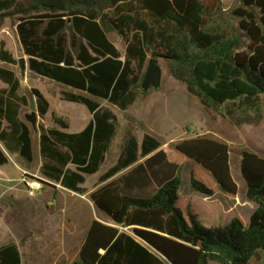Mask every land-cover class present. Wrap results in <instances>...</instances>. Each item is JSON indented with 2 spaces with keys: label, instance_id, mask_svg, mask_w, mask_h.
I'll return each mask as SVG.
<instances>
[{
  "label": "trees",
  "instance_id": "obj_1",
  "mask_svg": "<svg viewBox=\"0 0 264 264\" xmlns=\"http://www.w3.org/2000/svg\"><path fill=\"white\" fill-rule=\"evenodd\" d=\"M0 0V19L15 18L30 72L64 87V102L92 116L81 132L52 115L56 127H39L40 173L84 195L87 177L104 167L118 117L101 102L127 111L140 94L149 54L163 58L168 74L206 110L242 124L264 110V0ZM126 42L123 54L109 39ZM0 61L16 65L5 45ZM0 168L17 156L34 162L33 137L21 118L28 106L16 74L0 68ZM140 91V92H139ZM146 94V93H144ZM44 119L50 103L32 91ZM239 115L246 120L235 119ZM258 123L260 120L257 121ZM144 160V161H142ZM189 168L192 192L236 200L230 146L208 136L166 147L150 134L141 143L128 132L116 163L100 178L109 183L90 196L111 225L93 220L73 264H252L264 255V156L240 150L246 197L256 204L248 225L238 217L205 228L193 201L181 194ZM145 194V195H143ZM0 264H23L16 243L0 246Z\"/></svg>",
  "mask_w": 264,
  "mask_h": 264
},
{
  "label": "rangeland",
  "instance_id": "obj_2",
  "mask_svg": "<svg viewBox=\"0 0 264 264\" xmlns=\"http://www.w3.org/2000/svg\"><path fill=\"white\" fill-rule=\"evenodd\" d=\"M221 2L226 10H231L240 3L239 0H221ZM16 24L15 18L0 19V49L4 44L5 49L10 51L17 61L16 65L0 61V68L10 69L16 74L21 82L19 93L28 99V106L22 109L21 118L29 125L32 132L34 162L27 164L14 156L9 157L8 165L0 168L2 171H0V246L16 243L23 258V264H73L77 260L78 250L86 230L79 219L74 220L78 214L77 211L89 205L92 217L94 216L95 208L90 195L101 186L100 176L116 163L128 132L141 137L147 130L152 129L154 133L162 137L163 143L172 146L184 139L185 133L195 135L205 129L211 130L210 118L222 116L204 110L191 95L187 94L186 97L185 87L168 74L166 61L158 58L163 69L160 90L140 94L136 102L125 112L106 102H101L117 115L118 129L105 166L100 174L89 177L85 184L88 191L86 200L73 193L54 190L50 185L42 184L41 181L45 179L40 173L42 165L39 150L40 125L48 128L56 127L52 120V115L56 114L71 123V129H68V132L77 133L85 129L92 116L85 106L61 101L60 93L65 90L64 86L35 75L28 67L26 71H22L19 60L26 58L27 61V57L19 42ZM2 27L4 31H1ZM108 36L124 54L125 40L116 32H110ZM152 58L154 57L149 54L148 64ZM3 87L5 85L0 81V89ZM34 89L39 90L50 103V111L44 119H41L38 114L36 128L26 120L27 114L37 112L36 100L32 95ZM140 91L142 92L141 87ZM235 119L246 120V116L238 114ZM250 119H252L251 122H242L249 128L245 132V137L241 138V144L237 143L234 150L238 149L239 152L241 149L255 150L264 156V110L261 117L253 115ZM226 120L224 118V121ZM258 120H260L259 123ZM234 172L236 173V170ZM180 175L183 181L181 194L186 197L191 193L189 197H192L205 228L226 226L231 221L232 214L235 217L240 215L247 220L248 209L253 210L255 207V204L247 199L246 194L240 191L234 213L225 212L222 215L211 216V211L215 213L221 210L220 201H213L191 192L189 168H185ZM97 216L105 220L103 215L97 213ZM252 264H264V255L262 254L259 260H253Z\"/></svg>",
  "mask_w": 264,
  "mask_h": 264
},
{
  "label": "crops",
  "instance_id": "obj_3",
  "mask_svg": "<svg viewBox=\"0 0 264 264\" xmlns=\"http://www.w3.org/2000/svg\"><path fill=\"white\" fill-rule=\"evenodd\" d=\"M1 31H4V28L2 27L1 28ZM7 50V49H6ZM10 52V51H9ZM11 53V52H10ZM15 58V57H14ZM26 59V58H25ZM2 62V61H1ZM5 63V62H3ZM11 65V64H10ZM3 69H6V68H3ZM10 70V69H8ZM12 71V70H11ZM1 81V80H0ZM20 81V80H19ZM2 82V81H1ZM21 83V82H20ZM3 85H5V87L1 88V89H4V88H7V85L4 84L2 82ZM0 89V90H1ZM65 90L66 91H73V92H76L75 90L71 89V88H67L65 87ZM186 90V89H185ZM20 91V90H19ZM20 94V93H19ZM187 91H184V95L187 97ZM21 95V94H20ZM190 95V94H189ZM23 96V95H21ZM192 96V95H191ZM193 97V96H192ZM195 98V97H194ZM61 99V98H60ZM197 100V99H196ZM62 101V100H61ZM64 102V101H63ZM70 103V102H69ZM75 104V103H73ZM80 105V104H78ZM83 106V105H82ZM201 106V105H200ZM202 107V106H201ZM24 108V107H23ZM22 108V109H23ZM203 108V107H202ZM204 109V108H203ZM75 110V109H74ZM205 110V109H204ZM22 111V110H21ZM77 111V110H75ZM38 113V112H37ZM209 125H211V130H203V131H199L200 133H197L195 135H190V134H186L185 133V138L186 139L187 137L188 138H192V137H197V136H208V137H211L215 140H219V141H225L229 144L230 146V164H231V171H232V176L236 182V184L238 185V195H237V198L236 200H229L225 197L224 193L220 192L219 194H217L215 197L213 198H208V199H211L213 201H220V208L221 210H217L215 213L213 211H211V216H215L216 214H219V215H222V214H225V212H230V213H234L235 211V207H236V204H237V200L239 198V192L242 191L243 193L246 194V185H245V181L242 177V173H241V169H240V165H239V160H240V152L238 149L234 150V147L235 145L238 143V144H241V138H244L245 137V132L246 130H248L247 128H249V126L247 124H236L235 122H231L229 120H226L224 121V118L223 117H211L210 120H209ZM89 122H90V119H89ZM69 123V122H68ZM88 125V124H87ZM69 126H71V123H69ZM69 129H71L69 127ZM81 132V131H80ZM78 133V132H77ZM145 134H150L151 136L155 137L157 140H159L164 147L168 146V144H165L161 141V138L160 135L156 134V132L154 133V131L151 129V130H147V132H145ZM144 134V135H145ZM135 135V134H133ZM142 135L141 137L139 136H136L137 140L139 143H141L142 139H143V136ZM211 135V136H209ZM183 140V139H182ZM114 141V140H113ZM181 141V140H180ZM173 142V141H171ZM113 144V143H112ZM112 148V146H111ZM111 150V149H110ZM121 152V151H120ZM233 152L235 153V155L233 156ZM254 152L258 153L257 151L254 150ZM110 153V152H109ZM260 154V153H258ZM109 155V154H108ZM120 155V154H119ZM239 155V156H238ZM119 157V156H118ZM239 157V158H238ZM108 158V157H107ZM239 159V160H238ZM107 161V160H106ZM144 161V160H142ZM105 166V165H104ZM103 169V168H102ZM234 170H236V173L234 172ZM240 170V172H239ZM1 171V170H0ZM102 171V170H101ZM100 171V172H101ZM2 172V171H1ZM100 172L98 174H100ZM98 174L94 175V176H97ZM103 175V174H102ZM101 175V176H102ZM100 176V177H101ZM92 177V176H91ZM89 177H87V180H88ZM115 178L109 180L108 182H105V183H100L101 186L98 187L96 190H98L99 188H101L102 186H104L106 183H109L111 182L112 180H114ZM42 182H47L48 185H50L54 190H63L64 192H69V193H73L74 195L86 200V195L88 194V191L86 194L84 195H80L78 193H75V192H72L64 187H62L60 184H54V183H51V182H48L46 180H41ZM87 183V182H86ZM189 184H190V181H189ZM85 187V185H84ZM86 188V187H85ZM95 190V191H96ZM93 191V192H95ZM181 191H182V188H181ZM92 192V193H93ZM192 192V191H191ZM91 193V194H92ZM145 195V194H143ZM91 196V195H90ZM189 196H191V193L189 194ZM188 195H186L187 198H190L192 201V197H189ZM92 204V203H91ZM222 204V205H221ZM255 204V203H254ZM94 205V204H93ZM193 205H194V210L196 211V213L198 214L199 216V212L197 211V208H196V205L193 201ZM87 208V209H86ZM86 208H81L79 209L77 212V216H75V219L74 220H77L79 219V222H81V225L82 227H86V230L84 231V236H83V239L81 241V245L85 239V236H86V233H87V230L90 226V224L92 223L93 220H97V221H100V222H103L105 224H108V225H111L109 219L104 215L102 214L101 212H99L96 207L94 206L95 208V213H94V216L92 217V211L90 210V207L88 205V207ZM256 209V204H255V207L253 210H249L247 211L246 215H248L247 217V220L242 218L240 215H238L237 217L240 218L242 220V222L245 224V225H248L249 223V220H250V216L252 215V213L255 211ZM101 214L104 216L105 220H101L98 218L97 216V213ZM232 219L235 217L234 214H232ZM231 219V220H232ZM199 220L202 222V220L199 218ZM80 249V248H79ZM79 252V250H78Z\"/></svg>",
  "mask_w": 264,
  "mask_h": 264
},
{
  "label": "water",
  "instance_id": "obj_4",
  "mask_svg": "<svg viewBox=\"0 0 264 264\" xmlns=\"http://www.w3.org/2000/svg\"><path fill=\"white\" fill-rule=\"evenodd\" d=\"M19 64L22 71H26L28 67V62L26 61V59L21 58L19 60ZM162 77H163V69L159 63V59L158 58L150 59L145 76L141 83L142 91L147 94L153 90L156 91L160 90L162 84ZM38 118L39 117L37 112H31L30 114L26 115L27 122L30 123L34 128H36ZM42 184H47V182L43 181Z\"/></svg>",
  "mask_w": 264,
  "mask_h": 264
}]
</instances>
